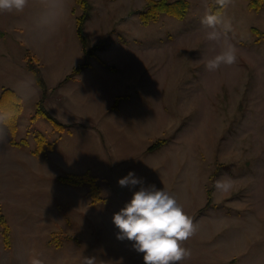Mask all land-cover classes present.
Returning <instances> with one entry per match:
<instances>
[{
  "label": "rangeland",
  "instance_id": "1",
  "mask_svg": "<svg viewBox=\"0 0 264 264\" xmlns=\"http://www.w3.org/2000/svg\"><path fill=\"white\" fill-rule=\"evenodd\" d=\"M87 1L83 35L89 47L99 48L96 59L84 56L77 38L76 0H65V14L51 35L36 27L38 0H29L23 12L0 13V95L9 89L20 97L15 140L26 141L10 144L0 113V215L9 228L8 247L0 229V264H30L32 258L84 264L85 257L94 264H142L133 242L119 240L128 251L116 258L104 239L118 240L113 216L139 188L121 187L118 180L136 169L145 186L174 195L197 226L183 244L190 256L176 264H264V7L254 12L246 0H233L222 10L231 22L226 39L237 59L209 72L207 60L224 46L207 41L200 23L214 0H187L183 20L162 16L147 26L136 15L145 0ZM26 50L38 64L46 97L57 95L48 104L45 97L43 107L65 126L62 130L36 113L43 91L26 68ZM84 62L92 65L90 75L83 73L59 92L58 84ZM76 91L84 94L82 104L71 100ZM123 96L130 107L117 110ZM40 136L49 146L33 154ZM159 140L164 144L156 153L165 156L158 159L146 152ZM93 161L96 169L83 167ZM163 166L162 186L157 175ZM145 168L149 172L143 175ZM68 175L95 180L76 190L96 205L102 242L91 239L89 209L71 194L60 199L55 186ZM221 178L230 181L228 191L215 188ZM94 184L98 190L92 195ZM208 188L211 206L206 207Z\"/></svg>",
  "mask_w": 264,
  "mask_h": 264
},
{
  "label": "clouds",
  "instance_id": "2",
  "mask_svg": "<svg viewBox=\"0 0 264 264\" xmlns=\"http://www.w3.org/2000/svg\"><path fill=\"white\" fill-rule=\"evenodd\" d=\"M221 9H226L233 0H214ZM40 11L36 27L45 35L53 34L65 14V0H38ZM29 0H0V13L23 12ZM207 29L205 39L221 43L224 46L219 54L208 59L205 68L215 72L222 65L230 66L236 62V50L227 43V33L231 22L218 13H206L200 21ZM121 187L138 190L133 192L131 200L113 216V223L119 229L118 240L133 242V248L143 254L144 264H176L190 256V250L184 242L195 235L197 226L174 195L154 184L145 186L143 177L134 171L118 180ZM231 183L227 178L215 182L219 191H228ZM30 264H43L40 259L32 258ZM84 264H94V258L85 257Z\"/></svg>",
  "mask_w": 264,
  "mask_h": 264
},
{
  "label": "trees",
  "instance_id": "3",
  "mask_svg": "<svg viewBox=\"0 0 264 264\" xmlns=\"http://www.w3.org/2000/svg\"><path fill=\"white\" fill-rule=\"evenodd\" d=\"M247 8L254 12H259L262 7H264V0H246ZM76 5L81 9V14L75 19V31L77 38L81 44L83 53L85 57L94 56V51L99 49L98 47L92 46L89 47L87 39L83 35L84 23L88 17V12L90 10L89 4L87 0H76ZM210 13H218L221 14L222 10L216 4L209 5ZM189 10V3L187 0H145V6L142 10L137 11L136 15L138 17L139 23L142 26H147L152 22H157L162 16H169L177 20H183ZM25 59H26V68L29 70L34 78L37 86L43 91L41 101L37 103L36 113L43 116L46 120H48L55 128L58 130H62L65 128L57 119L51 116L43 107V101L46 97V85L38 64L32 54L26 50L25 51ZM89 64L84 62L78 67L74 68L70 75H68L64 81L72 78L73 76L79 74L84 68L88 67ZM116 102L114 104V107ZM113 108V107H112ZM22 111V103L20 97L12 90L4 89L0 95V113L2 117V122L5 124V127L8 130L10 135V144L15 147H20L23 144H26L25 140L16 141L15 134L17 131L18 124V116ZM46 144L45 138L43 136L38 137L36 149L33 151V154L40 153L44 145ZM164 144V141H157L152 144L148 150L154 151ZM49 146V144H46ZM51 148V147H50ZM214 176L216 172L213 173ZM59 181L61 183H65L71 186H78L82 184H93L95 180L93 178L87 177L86 175L78 176V175H68L65 177H60ZM91 194L97 193L98 187L91 185ZM94 192V193H93ZM211 189L208 188L206 190V207L211 206ZM0 229L1 235L4 241V245L6 247L9 246V228L5 221V219L0 215ZM144 264V262L142 263Z\"/></svg>",
  "mask_w": 264,
  "mask_h": 264
},
{
  "label": "crops",
  "instance_id": "4",
  "mask_svg": "<svg viewBox=\"0 0 264 264\" xmlns=\"http://www.w3.org/2000/svg\"><path fill=\"white\" fill-rule=\"evenodd\" d=\"M27 47L29 46V44H27L26 45ZM29 48V47H28ZM92 58L94 57L95 59H96V56L94 55V56H91ZM103 60V59H102ZM100 65V64H99ZM103 67V66H102ZM105 68V67H104ZM90 70H92V65L91 64H89V66L88 67H86V68H84L79 74H77V75H75V76H73L72 78H70V79H68V80H66V81H64V82H60L59 84H58V86L56 87L57 88V90H59V92H61V90H62V92L67 88V86L70 84V82H74V83H77L79 80H80V77H81V75L84 73V74H88V75H90V73L89 72H87V71H90ZM117 71L118 70H115V71H113V73H117ZM85 72H87V73H85ZM120 72V71H119ZM128 76H131L132 77V73H128L127 74ZM71 91H65L64 93H65V95H67V94H69ZM84 95V94H83ZM83 95H81V94H79L78 93V91H76L75 92V95H74V93L71 95V100L73 101V102H76V104H82V101H84L85 99H84V96ZM55 96H57V95H55L54 94V92H52L50 95L48 94L47 95V97H46V99H45V103L46 104H48L49 102H50V100L52 99V98H54ZM62 95H60V97H61ZM123 99H128V100H126V101H124L123 99L121 100V103L116 107V109L118 110L119 109V107L122 105V104H124V107H130V104H129V97L128 96H123L122 97ZM142 106L143 107H146L147 106V104H143V102H142ZM115 109V110H116ZM161 110V108L159 109V107H158V105H157V108L155 107V112L154 113H156V120H155V124H156V128H157V126H159V121L157 120V119H159V111ZM127 111H130V109H128ZM155 117V116H154ZM65 121H67V120H65ZM4 127V126H3ZM158 150H160V149H156V150H154L153 152H146V153H148L149 154V156H154V157H157L158 159H159V154H162V156L164 157L165 155H164V153H159L158 155H157V151ZM156 158V159H157ZM77 163V162H76ZM76 163L75 164H72V166L75 168V165H76ZM88 165H85V166H83L84 164H82V165H79L78 164V168H79V166L80 167H85V168H87V167H90L91 169H96V161H93V162H91V163H87ZM156 165H158V167H160V164H156ZM104 167H108V165H103ZM77 168V169H78ZM112 168V167H111ZM162 168V169H161ZM160 168V170H159V173H158V175H157V181L158 182H160L161 184H162V186L164 185V183H165V180H166V175H165V168H164V166L163 167H161ZM84 169V168H83ZM88 169V168H87ZM70 171H74V170H70ZM132 171H134V170H132ZM137 175H138V172H137V169L134 171ZM149 171H148V168H145V169H143V173H145V174H143V175H146L147 173H148ZM152 172H154V171H152ZM60 175V174H59ZM56 188H58L59 189V196H60V199L61 200H63V198L65 197V196H67V195H69V194H71V196L72 197H74L73 199H75L76 200V202H79V203H81V204H79V205H82V208H84V209H89V212H90V215H89V219H91V228H92V233H91V239H93V238H96L97 240H99V242H102V232H101V230L99 229V231H98V233H97V231H96V225H97V223H96V221H97V219H99V217L96 215V205L94 206H91V203H89V201H88V199H87V196H86V192L85 191H83V192H80V195H78L77 194V190H76V186H71V185H66V184H64V183H61V182H59L58 184H56V186H55V189ZM86 196V197H85ZM68 197H70V196H68ZM66 200H67V198H66ZM79 200V201H78ZM49 201V204L47 203V201H46V199H45V204H44V206L47 208V206H49L50 208H51V202H50V200H48ZM61 202V201H60ZM88 205H90L91 207H89ZM73 210V209H72ZM72 213H73V216L76 218V219H78V218H80V217H78V216H75L76 214H78L77 212H75L74 210L72 211ZM79 215V214H78ZM105 235V234H104ZM105 237L106 238H104L105 239V243H106V245H108L109 246V248H110V250L112 251V253H113V255L116 257V258H120V255H125L126 253H127V251H128V248L125 246V244H123L122 242H120L119 240H116V239H113V237L112 236H109V237H107L106 235H105ZM117 241V242H116ZM101 245H102V243H101ZM104 245V244H103ZM132 248H133V244H132ZM131 248V249H132Z\"/></svg>",
  "mask_w": 264,
  "mask_h": 264
}]
</instances>
